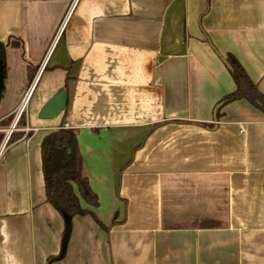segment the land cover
Masks as SVG:
<instances>
[{"label":"crops","instance_id":"crops-1","mask_svg":"<svg viewBox=\"0 0 264 264\" xmlns=\"http://www.w3.org/2000/svg\"><path fill=\"white\" fill-rule=\"evenodd\" d=\"M0 42V264H264V113L225 101L212 49L264 96V0H0ZM60 128L98 201L65 245L40 154Z\"/></svg>","mask_w":264,"mask_h":264},{"label":"trees","instance_id":"trees-1","mask_svg":"<svg viewBox=\"0 0 264 264\" xmlns=\"http://www.w3.org/2000/svg\"><path fill=\"white\" fill-rule=\"evenodd\" d=\"M6 47L7 44L0 42L3 72ZM225 58L231 67L230 74L236 87L225 97V101L245 99L264 113V96L258 92L243 68L231 55H226ZM2 136L3 134L0 138ZM12 139L11 134L7 143ZM40 154L46 201L64 220L62 243L65 245L70 235L71 219L76 215L89 213L82 209L80 202L96 207L97 197L83 175V162L77 148L75 130L60 128L45 135L41 141ZM62 255L63 252L54 259H59Z\"/></svg>","mask_w":264,"mask_h":264},{"label":"water","instance_id":"water-1","mask_svg":"<svg viewBox=\"0 0 264 264\" xmlns=\"http://www.w3.org/2000/svg\"><path fill=\"white\" fill-rule=\"evenodd\" d=\"M215 54L219 57L221 62L227 68L228 71H231V67L228 64L226 58L222 56L214 47H212ZM3 67L0 62V94L3 89ZM66 106V92L64 89H60L56 94H54L51 98H49L45 104L40 108L38 113V118L42 120L53 119L57 117ZM218 108V107H217ZM214 121H216V117H214Z\"/></svg>","mask_w":264,"mask_h":264},{"label":"built area","instance_id":"built-area-1","mask_svg":"<svg viewBox=\"0 0 264 264\" xmlns=\"http://www.w3.org/2000/svg\"><path fill=\"white\" fill-rule=\"evenodd\" d=\"M19 114H20L19 112L16 114V117H15L14 120H16V121L18 120L17 118H19ZM15 125H16V124L13 123V124L11 125V127L13 128V127H15ZM12 128H11V129H12ZM64 128H68V125L65 124V125H64ZM11 129H9V130L5 133V135H4V140H5V142L8 141V139H9V137H10V135H11V132H12ZM2 148H3V147L0 148V151L2 150Z\"/></svg>","mask_w":264,"mask_h":264}]
</instances>
